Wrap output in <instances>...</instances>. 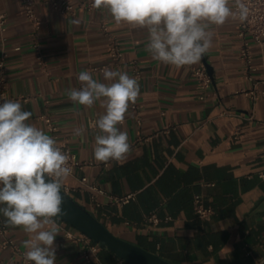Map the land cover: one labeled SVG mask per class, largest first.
<instances>
[{"label":"crops","instance_id":"0c3cea01","mask_svg":"<svg viewBox=\"0 0 264 264\" xmlns=\"http://www.w3.org/2000/svg\"><path fill=\"white\" fill-rule=\"evenodd\" d=\"M67 1L73 14L34 0L39 26L34 30L21 0H0V57L7 55V100L21 103L32 113L28 123L66 144L82 163L64 181L69 195L112 234L172 264H262L264 48L251 43L246 65L239 57L237 22L230 18L211 26L212 47L198 63L165 65L146 50V29L117 25L92 0ZM202 66L210 78L205 89L194 76ZM106 67L126 71L140 89L137 110L130 103L119 126L131 151L125 160L107 164L93 156L104 107L99 101L92 108L77 106L66 94L80 88L81 70L105 82ZM79 127L85 131L77 136ZM128 195L133 197L127 202L116 201ZM196 195L213 210L208 220L195 216ZM150 214L156 223L146 221ZM0 224L25 252L28 235L8 225L2 213ZM58 227L56 261L93 264L84 258L83 243L64 236L70 226ZM2 242L0 236V264H24ZM97 257L102 264H121L101 247Z\"/></svg>","mask_w":264,"mask_h":264},{"label":"clouds","instance_id":"9594fccd","mask_svg":"<svg viewBox=\"0 0 264 264\" xmlns=\"http://www.w3.org/2000/svg\"><path fill=\"white\" fill-rule=\"evenodd\" d=\"M92 0V7L107 10L117 25L146 29V50L165 65L181 67L198 63L212 47V25L222 26L230 18L245 22L249 7L244 0ZM78 23V21H74ZM105 82L81 70L80 88L66 94L77 106L92 108L96 102L104 114L96 121L94 159L98 162L123 161L131 151L124 123L129 104L139 95V83L126 71L103 69ZM32 113L21 103L0 104V213L6 223L21 228L25 264H55L54 241L60 233L55 218L62 214L63 182L71 174L69 155L57 140L28 123ZM83 127L74 134L84 133Z\"/></svg>","mask_w":264,"mask_h":264},{"label":"built area","instance_id":"2783aa9c","mask_svg":"<svg viewBox=\"0 0 264 264\" xmlns=\"http://www.w3.org/2000/svg\"><path fill=\"white\" fill-rule=\"evenodd\" d=\"M43 3L50 6L51 9H53L56 12H59L63 15H70L73 14V7L71 3L67 0H42ZM231 7L234 8V2L233 0H230ZM244 2L248 5L250 11L248 19L241 23L238 19H236L237 22V36L241 39V46L239 48V57L240 59L248 65L250 62V51L249 47L251 43L257 44L264 48V0H244ZM22 7L24 9V12L26 14V17L31 21L32 26L34 30H37L39 28L38 26V19L36 16L35 8H34V0H21ZM91 7V4L89 5ZM3 23L2 16L0 15V27ZM6 53H2L0 57V104L7 101L6 97V90H7V83L5 80V64L4 60L6 58ZM120 53L115 52V57L119 58ZM37 59L39 62H41V56H38ZM249 66V65H248ZM194 76L196 77L198 84L200 88L205 89L210 84V78L206 73L205 68L199 67L194 70ZM131 109L135 112L137 110L136 103L131 104ZM48 125L50 131H54L55 127L50 123L49 120H45ZM57 146L61 148V150L69 155V161L68 166L72 169V172L69 176H74L75 171L81 169L82 163L77 158L76 154L73 153L70 148L64 144V143H57ZM260 177H264V173L261 172L259 174ZM81 182H85V178H80ZM62 190L69 194V188L68 186L63 182ZM133 195L124 196L121 198H116L117 202L125 203L129 199H131ZM193 210L195 213V216L200 220H208L212 214L213 210L210 207L205 206L203 199L196 195L193 198ZM146 221L148 223H156L157 217L155 214H150ZM56 224L61 226L62 222L57 217L55 218ZM61 222V224L59 223ZM65 224V223H64ZM64 236L67 239L81 242L85 245V250L83 251L84 258L88 262H92L93 264H102L100 260L97 257V252L100 248V246L97 243H94L89 237H87L85 234L73 229L70 227V229H63ZM0 236L3 238L2 246L7 248L9 247L12 249L13 253L18 255L21 262L25 264L24 260V252L20 251L17 245L8 237V229L0 224ZM91 255V257H90ZM93 260V261H92ZM28 264H32V262H28ZM55 264H61L59 261H55ZM121 264H128L121 260Z\"/></svg>","mask_w":264,"mask_h":264},{"label":"water","instance_id":"95a60500","mask_svg":"<svg viewBox=\"0 0 264 264\" xmlns=\"http://www.w3.org/2000/svg\"><path fill=\"white\" fill-rule=\"evenodd\" d=\"M62 196V214L57 218L85 234L94 243L110 251L120 260L128 264H172L157 254L115 236L63 190Z\"/></svg>","mask_w":264,"mask_h":264}]
</instances>
